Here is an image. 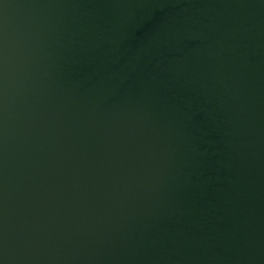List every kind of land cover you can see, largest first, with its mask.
<instances>
[{"label":"water","instance_id":"1","mask_svg":"<svg viewBox=\"0 0 264 264\" xmlns=\"http://www.w3.org/2000/svg\"><path fill=\"white\" fill-rule=\"evenodd\" d=\"M0 264H264V0H0Z\"/></svg>","mask_w":264,"mask_h":264}]
</instances>
